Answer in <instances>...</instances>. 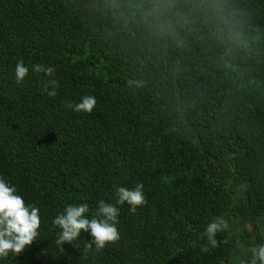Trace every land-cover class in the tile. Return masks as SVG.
<instances>
[{
    "label": "trees",
    "instance_id": "obj_1",
    "mask_svg": "<svg viewBox=\"0 0 264 264\" xmlns=\"http://www.w3.org/2000/svg\"><path fill=\"white\" fill-rule=\"evenodd\" d=\"M171 2L180 23L161 36L138 12L152 0H0V175L41 216L0 264H245L264 244V0ZM84 95L91 113L62 103ZM137 183L147 203L117 204L118 241L88 248L82 230L59 251L68 204L91 218ZM219 218L228 229L202 252Z\"/></svg>",
    "mask_w": 264,
    "mask_h": 264
},
{
    "label": "clouds",
    "instance_id": "obj_2",
    "mask_svg": "<svg viewBox=\"0 0 264 264\" xmlns=\"http://www.w3.org/2000/svg\"><path fill=\"white\" fill-rule=\"evenodd\" d=\"M172 8L171 0H152L150 7L140 6L138 12L158 35L163 36L173 33L176 25L180 23L179 19H173L175 13ZM32 70L36 73H46L48 77L54 76L56 71L54 67H45L41 64H34ZM28 73L29 69L25 66V62L18 61L15 65L16 83H22ZM50 86L51 91H49ZM58 86L56 79H48L43 91L54 97L57 95ZM80 100L81 102L78 103L72 101H62V103L66 108L85 113H91L97 104L94 95H84ZM143 188L142 183H137L131 189L125 186L117 187L116 203L99 200L95 214L91 218L87 215L89 212L87 203L68 204L52 220L53 228L59 229L54 241L59 251L61 253L65 251L63 247L65 243L78 248L76 241L80 238L82 230L90 234L88 248L95 245L96 250H101L108 244L118 241L120 234L117 227L119 217L117 204L127 203L130 206L129 211L135 213L138 206L147 203ZM40 226V209L35 204L27 203L23 196L18 194L16 186L0 175V258L7 257L9 253L13 256L21 254L39 236ZM227 229L228 223L223 218L210 222L205 229L208 244L201 246V251L208 252L210 247H218L220 242L216 239V234ZM224 243H227V240ZM250 253V260L245 264H264V244L253 246Z\"/></svg>",
    "mask_w": 264,
    "mask_h": 264
}]
</instances>
